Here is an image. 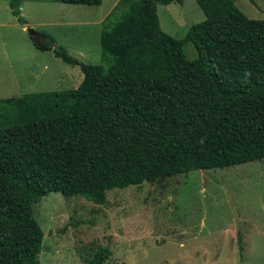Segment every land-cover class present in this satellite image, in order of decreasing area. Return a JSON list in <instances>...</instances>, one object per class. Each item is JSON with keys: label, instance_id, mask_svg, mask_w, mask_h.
I'll use <instances>...</instances> for the list:
<instances>
[{"label": "trees", "instance_id": "trees-1", "mask_svg": "<svg viewBox=\"0 0 264 264\" xmlns=\"http://www.w3.org/2000/svg\"><path fill=\"white\" fill-rule=\"evenodd\" d=\"M21 1L8 4L26 23ZM172 1L182 0H117L102 22L107 69L50 35L35 42L83 78L76 88L9 97L11 111L0 105V264L40 263L45 233L33 204L51 192L104 204L114 187L264 159V18L235 0H196L205 19L175 37L157 11ZM189 40L198 58L187 55ZM109 253L98 249L90 263Z\"/></svg>", "mask_w": 264, "mask_h": 264}, {"label": "rangeland", "instance_id": "rangeland-1", "mask_svg": "<svg viewBox=\"0 0 264 264\" xmlns=\"http://www.w3.org/2000/svg\"><path fill=\"white\" fill-rule=\"evenodd\" d=\"M235 2L247 16L264 18V0ZM116 3L22 0L27 22L20 23L8 0H0V105L11 111L9 97L76 88L83 78L77 65L38 48L27 26L107 69L102 22ZM157 11L162 28L175 37L205 19L196 0L158 2ZM118 12L106 20L114 24ZM184 49L190 58L199 57L191 40ZM33 210L45 233L37 264H91L105 246L110 253L104 264H264V159L114 187L104 204L51 192Z\"/></svg>", "mask_w": 264, "mask_h": 264}, {"label": "water", "instance_id": "water-1", "mask_svg": "<svg viewBox=\"0 0 264 264\" xmlns=\"http://www.w3.org/2000/svg\"><path fill=\"white\" fill-rule=\"evenodd\" d=\"M27 29L29 31V33L31 34V36L34 38L36 43H40L42 41H48L49 37L46 36V34L41 33L40 31L36 30L35 28L31 27V26H27ZM53 44V42H51ZM54 45V44H53Z\"/></svg>", "mask_w": 264, "mask_h": 264}]
</instances>
